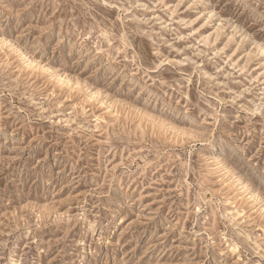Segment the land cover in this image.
Returning <instances> with one entry per match:
<instances>
[{
    "label": "rangeland",
    "instance_id": "obj_1",
    "mask_svg": "<svg viewBox=\"0 0 264 264\" xmlns=\"http://www.w3.org/2000/svg\"><path fill=\"white\" fill-rule=\"evenodd\" d=\"M0 264H264V0H0Z\"/></svg>",
    "mask_w": 264,
    "mask_h": 264
},
{
    "label": "bare ground",
    "instance_id": "obj_2",
    "mask_svg": "<svg viewBox=\"0 0 264 264\" xmlns=\"http://www.w3.org/2000/svg\"><path fill=\"white\" fill-rule=\"evenodd\" d=\"M107 221H109V220H107ZM112 222V221H111Z\"/></svg>",
    "mask_w": 264,
    "mask_h": 264
}]
</instances>
